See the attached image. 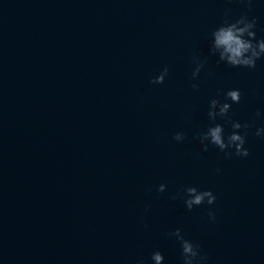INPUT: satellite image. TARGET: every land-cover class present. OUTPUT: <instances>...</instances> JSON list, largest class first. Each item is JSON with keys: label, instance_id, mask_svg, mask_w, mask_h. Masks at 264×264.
Listing matches in <instances>:
<instances>
[{"label": "water", "instance_id": "water-1", "mask_svg": "<svg viewBox=\"0 0 264 264\" xmlns=\"http://www.w3.org/2000/svg\"><path fill=\"white\" fill-rule=\"evenodd\" d=\"M244 14L264 37V0H0V264H152L155 250L182 264L176 228L208 264H264V59L209 51ZM230 88L243 94L230 118L254 124L248 157L197 139ZM187 186L215 204L189 211Z\"/></svg>", "mask_w": 264, "mask_h": 264}, {"label": "clouds", "instance_id": "clouds-1", "mask_svg": "<svg viewBox=\"0 0 264 264\" xmlns=\"http://www.w3.org/2000/svg\"><path fill=\"white\" fill-rule=\"evenodd\" d=\"M251 0H249V4ZM257 20L249 18L247 14L232 20L225 18L223 22L211 32V41L209 51L213 56H218L217 63H225L232 67H244L255 69L257 62L264 59V37L257 36ZM195 67L191 76L196 81L202 69L207 62L199 56L193 57ZM169 75V68L165 66L161 72L152 78V84H164ZM193 89L199 90V83L192 84ZM242 91L239 88H230L224 93L223 101L219 98L211 99L208 109V118L212 122L206 130L200 132L197 136L199 143L202 145L203 151H208L210 145L219 149L224 153L226 158H231L233 154L240 157H248L250 155L249 148L246 147L249 130L254 127L253 123L239 120H232L230 112L233 104H239L242 99ZM256 116L264 118V111L257 110ZM218 118L227 119L231 124L232 131L228 134L225 132V125L219 123ZM255 136L264 138V126L256 127ZM173 139L177 142L185 140V133L178 131L174 134ZM219 172L220 170L217 169ZM167 184L161 183L157 191L164 193L167 190ZM184 203L189 211L197 206L207 203L214 205L217 196L212 190H201L196 186H187L183 190ZM175 198V197H173ZM150 207V206H149ZM148 210L147 208L145 209ZM208 217L211 221H215L216 214L213 209H209ZM147 227V224H145ZM170 237L180 244L182 264H208V256L201 253V245L190 239L185 238L181 228L169 232ZM165 255L160 250H155L151 254L152 264H165ZM137 264H145L141 258Z\"/></svg>", "mask_w": 264, "mask_h": 264}]
</instances>
